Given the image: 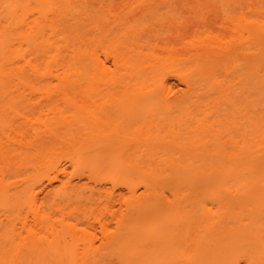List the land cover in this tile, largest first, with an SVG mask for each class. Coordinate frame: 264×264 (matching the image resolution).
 <instances>
[{"label": "rangeland", "instance_id": "374dc122", "mask_svg": "<svg viewBox=\"0 0 264 264\" xmlns=\"http://www.w3.org/2000/svg\"><path fill=\"white\" fill-rule=\"evenodd\" d=\"M258 1L257 4L264 2ZM244 2L246 5L255 3L254 0ZM244 2L78 0L75 1L73 8L67 11L65 21L60 16H49L55 23L54 28L59 36L62 34L67 39H72L77 35L96 39L97 55L112 72L116 69L111 59L107 61L104 59L102 49L112 48L111 41L114 37L121 36L128 27L136 28L135 32L139 33L140 38L139 45L149 43L148 48H143L142 52L152 54L159 58V61L169 63L167 61L176 58L178 54L195 52L202 56L198 57L195 68L191 67L184 73H187L190 83L196 82L195 87L187 85L177 75L175 70L178 66L171 65L153 74L144 73L137 80L123 79L122 82L128 89L130 84L143 85L157 81L156 96L165 94L167 104L159 108L156 106V98L153 100L125 98L122 97L124 91L122 87L112 88L109 94L118 98L114 105L110 104V100L99 101V108L96 109L93 103H86L87 111L93 110L97 119L94 128L88 125L89 129L84 119L83 122L79 121L72 106H67L60 99L62 97L57 77L64 72V64L67 61L64 57L68 55L63 50L64 42H58L63 47L61 54L55 56L59 62L47 69L51 72L50 76L47 75L50 82L47 85L37 81L31 83L41 95L42 88L48 91L46 101L42 102L40 94L32 93L22 85H18L17 88L10 86L16 81L11 82L7 78L1 80L0 85L5 87L0 86V178L10 184L11 192L17 188L29 189L36 193L34 206L29 208L24 206L21 209L20 217L15 221L16 232L19 238H22L26 235L25 228H31L35 231L36 237L43 243L48 242L50 247L47 254L39 252L25 254L22 257V261L25 259L23 264H53L57 247L67 249L71 255V259L65 264H95L88 258L100 249L105 238L114 231L115 223L128 216L135 219L139 233L146 235L144 246L153 242V240L150 242L149 236L158 227L170 222L173 226L168 228L167 236L179 230L178 236L173 238H179L181 242L173 245L171 250L183 252L194 242L196 233L203 229L205 221L215 220L216 212L221 211L215 201L210 199L191 201V197L186 195L182 188L176 193L165 187L145 190L139 184L145 170L139 168L147 166L143 163L145 160L141 159L145 154L157 151L175 152L182 143H188L186 146L189 147L186 150H191L194 146L200 147L202 143L195 142L199 134V130L196 129L199 124L207 125L210 132L219 135L226 150L232 149L234 141L239 139L237 126L243 119L237 109H242V114L243 110H249L251 113L250 98L244 96L249 90L247 88L242 90L240 75L244 73V69L240 58L237 55L227 57L211 72L206 66L211 63L212 54L203 49L193 51L192 47H195L198 41L209 44L212 42V46L220 43L225 44L223 45L225 47L236 45L240 35L241 7ZM137 15L141 18L139 21L131 20ZM22 48L26 50L25 61L32 60L34 55H31L25 44H22ZM119 51L122 54L124 52L122 49ZM129 53L130 66L133 68L140 66L137 57ZM150 59L148 62L155 61L152 56ZM25 61L20 59L16 64L24 67L25 73L22 76L28 81L31 80V72ZM32 63H35L34 59ZM41 70L44 71V68ZM213 72H216L224 88L221 93L222 100L217 99L216 102L219 104L215 105L213 102L211 110L203 112L202 105L197 104H204L206 95H210L212 99L217 97L208 85V78ZM186 80L188 81V78ZM261 89L262 86L259 84L257 112L264 117V92ZM71 96L78 97V93H72ZM227 97L233 102L232 105ZM179 99L184 101L182 105L176 103ZM57 117L65 118V123L61 124H65L66 127L59 124V140L43 135L33 136L32 127H42L43 122L55 127ZM22 120L24 122L20 123ZM187 136L189 139H185ZM69 138L71 141H67ZM16 141L29 143L28 148H19L13 143ZM96 147L110 149V159L118 158L125 150L140 155L127 161L134 170L120 177H115L104 168L96 172L88 171L85 167V170L77 169L70 160L74 155L73 150ZM18 153L19 158L14 159ZM27 156L33 159L30 163H34L36 169L29 168L30 165L23 162L19 164V160L23 161ZM45 160L48 163H44ZM54 167L61 171L49 186L48 179L55 175ZM65 181H69L70 186L62 187L60 183ZM130 184L132 189L128 188ZM135 198L141 200L136 207L132 205ZM42 217L44 221L41 220ZM0 219L7 221L3 211H0ZM156 241L160 245L167 242ZM112 259L113 256L106 258L105 261L110 263Z\"/></svg>", "mask_w": 264, "mask_h": 264}, {"label": "bare ground", "instance_id": "6f19581e", "mask_svg": "<svg viewBox=\"0 0 264 264\" xmlns=\"http://www.w3.org/2000/svg\"><path fill=\"white\" fill-rule=\"evenodd\" d=\"M75 1L78 0H0V82L7 78L11 82L16 81L10 86L17 88L18 85H22L39 95L40 91L38 93L31 83L37 81L47 85L50 82V79H47L51 72L47 69L59 62L55 56L61 54L63 47L58 42H64L63 50L68 55L64 57L67 60L64 72L57 77L62 97L60 99L67 106H72L79 121L84 119L86 126L92 128L97 119L93 110L87 111L86 103H93L96 109L99 108V101L110 100V104L114 105L118 98L109 94L112 88L122 87L124 89L122 97L125 98L143 100L156 98V106L159 108L167 104L165 94L156 96L157 81L143 85L130 84L128 89L122 82L125 78L137 80L144 73L153 74L171 65L178 66L175 72L187 85L196 86V82L190 83L187 73H184L191 67H196L198 57L202 56L199 52L178 54L176 58L167 61L169 63L159 61L160 59L152 54L142 52L143 48H148L149 43L144 46L138 44L140 38L139 33L135 32V27H128L121 36H115L111 41L112 48L102 49L104 59L106 61L111 59L116 69L113 72L99 59L96 39L77 35L72 39H67L62 34L59 36L54 28L55 23L49 16H60L65 21L66 13L73 8ZM254 1L255 3L251 5L244 2L241 7L240 35L236 45L226 48L223 43L212 46V42L209 44L198 41L195 47L193 46L194 49L192 47L193 51L203 49L212 54L211 63L206 66L211 72L227 57L237 55L241 60L244 73L240 75V80L242 78V90L243 88L249 90L247 94L243 93L245 97L250 98L251 113L249 110H243L242 114V109H237L243 122H239L237 126L239 139L234 141L233 148L226 150L219 135L210 132L207 125L199 124L196 128L199 134L195 142L202 143L201 146H205L203 149L201 146H194L193 149L186 150L189 147L186 146L188 143H182L175 152L157 151L141 156L147 166L139 168L145 170L143 172L145 175L139 182L145 190L165 187L176 193L182 188L186 195L191 197V201L210 199L215 201L221 211L216 212L214 221H205L203 229L196 233L194 242L183 252L171 250L173 245L181 242L176 238L179 230L167 236L168 228L173 226L170 222L158 227L156 233L151 231L153 234L152 237L149 236V240L153 242L144 246L146 235L139 233L135 219L128 216L115 223L114 231L105 238L100 249L88 258L92 263L98 264L113 256L114 259L108 264H264V117L257 112L258 86L264 83L261 78V68L264 66V2H262L264 0H261V4H257L258 0ZM5 4L19 7L5 9ZM135 17L130 18L137 21L141 19L138 15ZM22 44H25L31 55H34L32 60L25 61L26 50L22 48ZM119 49L124 51L123 54ZM129 52L137 57L140 66L135 68L130 66ZM151 56L155 61L148 62ZM20 59L27 63L31 80L26 81L23 78L25 69L16 64ZM33 59L35 63H32ZM42 67L44 71L41 70ZM215 73L208 78V85L217 97L212 99L210 95H206L204 104H197L202 105L203 112L210 111L213 102L215 105L219 104L216 102L217 99L222 100L221 93L224 88ZM41 90L44 94V96L40 94L43 102L47 100L45 97L48 91L44 88ZM72 93H78V97L74 98L71 96ZM180 100H176V103L182 105L184 101ZM227 100L232 105L229 97ZM56 120L55 127L47 122H43L42 127H32L33 136L43 135L59 140V127L61 125L65 127V124H61L65 123V118L57 117ZM22 122L24 121L20 123ZM10 124L9 128L12 126ZM67 141H71V138ZM13 143L19 148H28L29 145L19 141ZM73 153L70 160L77 169L86 168L88 171L96 172L104 168L115 177L134 170L127 161L140 155L125 150L118 158L110 159L111 150L105 147L79 148L73 150ZM17 158L19 153L14 159ZM29 158L27 156L23 161L20 159L19 164L23 162L29 164V168L36 169V165L30 163L33 159ZM44 163L48 161L45 160ZM54 168L55 175L48 179L49 186L61 171L58 167ZM60 184L62 187L70 186L69 181ZM128 188L132 189L131 184ZM11 191L10 184L0 178V211H3V216L7 220L4 222L0 219V264H23L25 259L22 261V257L25 254L32 255L36 252L47 254L50 247L48 242H41L31 228H25V237L19 238L15 221L19 219L24 206L27 208L34 206L36 193L29 189L17 188ZM140 201L135 198L131 204L136 207ZM41 220L44 221V218ZM156 240L167 241L163 242L166 246L163 243L158 244ZM54 258L53 264H65L71 259V255L67 249L57 247Z\"/></svg>", "mask_w": 264, "mask_h": 264}, {"label": "snow or ice", "instance_id": "6c2138e0", "mask_svg": "<svg viewBox=\"0 0 264 264\" xmlns=\"http://www.w3.org/2000/svg\"><path fill=\"white\" fill-rule=\"evenodd\" d=\"M13 7H19V6H15V5H9V4H5L4 5V8L5 9H9V8H13ZM7 15V13H6ZM261 78H262V81H264V66H262L261 68ZM262 92H264V83H262ZM99 264H108L107 261H100Z\"/></svg>", "mask_w": 264, "mask_h": 264}]
</instances>
